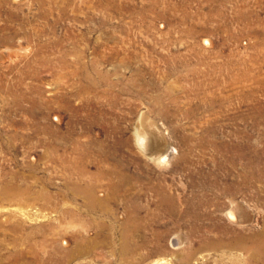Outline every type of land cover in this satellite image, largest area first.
Masks as SVG:
<instances>
[{
  "label": "rangeland",
  "instance_id": "374dc122",
  "mask_svg": "<svg viewBox=\"0 0 264 264\" xmlns=\"http://www.w3.org/2000/svg\"><path fill=\"white\" fill-rule=\"evenodd\" d=\"M3 184L0 264H249L264 0H0Z\"/></svg>",
  "mask_w": 264,
  "mask_h": 264
},
{
  "label": "bare ground",
  "instance_id": "6f19581e",
  "mask_svg": "<svg viewBox=\"0 0 264 264\" xmlns=\"http://www.w3.org/2000/svg\"><path fill=\"white\" fill-rule=\"evenodd\" d=\"M138 143L140 144L141 147L143 148H147L146 146V142H145V138L144 136H141L140 134L138 135ZM149 148V147H148ZM165 160V157H161L159 159V161H164ZM14 186V185H12ZM12 186H7L6 184H3L1 187H0V200L1 201H6V202H10V203H18V204H21V203H25L21 200V196L22 194H25V192H23L22 190L19 191L20 189H14V187ZM20 188V187H19ZM30 190V189H29ZM28 194V192H27ZM23 197V196H22ZM27 197V196H26ZM25 199V198H24ZM227 216L230 218V219H234V210L231 209L228 213H227ZM235 221V220H234ZM18 226V224L16 225ZM39 228H37L38 230ZM247 230V229H246ZM35 231H36V228L34 231H32L31 234H27L28 236H30L31 238H33L35 236ZM261 231V230H260ZM244 232V231H243ZM243 232H238V234H236L237 236L232 239L231 241L229 242H225L226 245L230 246L231 244H235L236 247L244 250V253H247L249 254L250 256V261H249V264H258L256 263L257 260H261L262 257H264V231H261V232H253L251 235L249 236H245V234ZM250 233V231H249ZM34 235V236H33ZM210 239V238H209ZM209 239H206L204 242H203V245L204 246H207V245H210L213 241H210ZM246 240H250L252 242L251 245L249 244H246L245 241ZM18 242V239L16 240ZM216 241V240H215ZM215 243V242H214ZM213 244V243H212ZM220 245H224L223 242H220L218 243ZM78 246V245H77ZM209 247V246H208ZM228 249V248H227ZM127 250L125 248V246H123V249H122V252L123 253H126L125 251ZM246 251V252H245ZM249 258V257H248ZM247 258V259H248ZM9 260H14L15 264H33L32 262H22L21 263H18V261L13 258V257H9L8 258ZM263 260V259H262ZM13 262V261H12ZM13 262V263H14ZM59 264H63L64 263V260H60V261H57ZM7 263V262H6ZM262 263V262H261ZM246 264V263H245Z\"/></svg>",
  "mask_w": 264,
  "mask_h": 264
}]
</instances>
